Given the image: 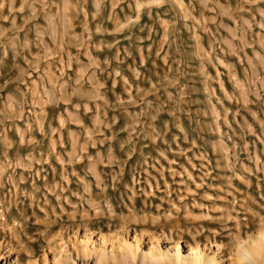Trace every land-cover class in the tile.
<instances>
[{
  "label": "rangeland",
  "instance_id": "374dc122",
  "mask_svg": "<svg viewBox=\"0 0 264 264\" xmlns=\"http://www.w3.org/2000/svg\"><path fill=\"white\" fill-rule=\"evenodd\" d=\"M211 258L264 264V0H0V264Z\"/></svg>",
  "mask_w": 264,
  "mask_h": 264
},
{
  "label": "bare ground",
  "instance_id": "6f19581e",
  "mask_svg": "<svg viewBox=\"0 0 264 264\" xmlns=\"http://www.w3.org/2000/svg\"><path fill=\"white\" fill-rule=\"evenodd\" d=\"M254 245H252V247H253ZM140 247V246H139ZM139 247H138V249H139ZM259 247V246H258ZM245 252H247V253H249L248 255L250 256V255H252V256H254V253H259V250H258V248H256V247H253L252 248V250L251 249H243ZM192 255V257H194L193 256V253L191 254ZM216 262H218V261H215L214 259H212L211 258V260H209L208 262H207V264H216ZM204 263V262H203ZM205 264V263H204Z\"/></svg>",
  "mask_w": 264,
  "mask_h": 264
}]
</instances>
